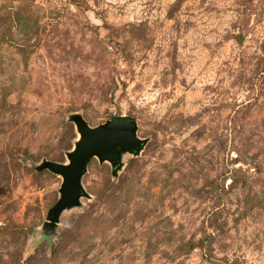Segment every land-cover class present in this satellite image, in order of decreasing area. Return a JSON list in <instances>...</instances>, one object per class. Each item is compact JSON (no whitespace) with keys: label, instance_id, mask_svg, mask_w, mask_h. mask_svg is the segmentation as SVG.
<instances>
[{"label":"rangeland","instance_id":"1","mask_svg":"<svg viewBox=\"0 0 264 264\" xmlns=\"http://www.w3.org/2000/svg\"><path fill=\"white\" fill-rule=\"evenodd\" d=\"M75 115L145 144L50 227ZM0 264H264V0H0Z\"/></svg>","mask_w":264,"mask_h":264},{"label":"water","instance_id":"2","mask_svg":"<svg viewBox=\"0 0 264 264\" xmlns=\"http://www.w3.org/2000/svg\"><path fill=\"white\" fill-rule=\"evenodd\" d=\"M82 138L77 147L69 154L70 163L46 161L44 167L64 177L62 198L52 209L51 220L47 225L54 227L67 207L79 204L85 194L82 177L89 162L96 156L102 162L112 163L114 172L122 166V151L138 153L145 141L138 137V123L133 119H114L106 124L91 127L81 115L73 116Z\"/></svg>","mask_w":264,"mask_h":264}]
</instances>
